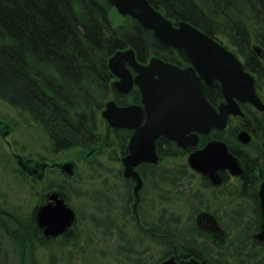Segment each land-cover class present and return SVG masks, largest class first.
<instances>
[{
    "label": "trees",
    "instance_id": "16d2710c",
    "mask_svg": "<svg viewBox=\"0 0 264 264\" xmlns=\"http://www.w3.org/2000/svg\"><path fill=\"white\" fill-rule=\"evenodd\" d=\"M241 1L245 9H251L249 0ZM149 2L173 23L187 22L215 40L224 42L221 38L225 39L226 45L242 58L253 56L248 44L254 36L264 37L263 33L255 35L251 28L252 11H238L239 0H222L221 5L217 0ZM130 48L140 58L157 55L172 59L165 55L164 45L153 32L131 17L121 16L109 0H0V100L42 131L52 153L99 146L103 155L109 148V131L110 138L113 136L118 141V148L122 149L125 132L113 133L103 119L102 111L112 99L119 105L129 104L115 94V77L108 63L116 52ZM235 121L230 120L231 123ZM0 123L6 125L2 120ZM109 168L101 164L98 170L108 172ZM164 175L171 176L169 173ZM81 183L75 180L60 185L52 182L44 192L59 185L73 209L74 201L88 198L92 208L101 209V214L96 215L88 208L92 212L89 218H110L105 210L108 203L116 201L117 207L126 206L130 199L125 190L115 194L110 191V173H96L93 184L99 190L94 191L95 196L89 191H81ZM172 186L173 183L167 180L164 190L170 192ZM104 192L106 196L102 194ZM98 202L102 205L96 204ZM2 215L4 230L16 236L14 242L20 248V264H26L34 214L22 216L3 203ZM117 217H120L119 213ZM167 227L170 235L187 233L183 231L186 228L183 225L172 227L169 224ZM228 227L226 237L215 243L214 249L205 246L203 238L192 242L189 241L192 239L178 238L175 244L179 247L195 245L202 251L207 250L210 255H216L218 264H264V247L252 239L250 226L249 229L241 224ZM190 228L194 235L203 233L195 223ZM79 243L64 241L60 247L79 251ZM168 246L169 243L163 241L162 256L168 252ZM83 252H86L85 248ZM88 254L89 261H95L93 264H127L120 250L110 257H96L90 251Z\"/></svg>",
    "mask_w": 264,
    "mask_h": 264
},
{
    "label": "flooded vegetation",
    "instance_id": "af4514ba",
    "mask_svg": "<svg viewBox=\"0 0 264 264\" xmlns=\"http://www.w3.org/2000/svg\"><path fill=\"white\" fill-rule=\"evenodd\" d=\"M249 1L251 9L247 10L244 8L243 2L239 0L238 11H252V30L255 31V35L257 32L264 34V0ZM180 23H173V25L178 27ZM251 40L248 45L253 56L250 58L240 57L233 48H229L224 42H219L233 52L242 62L244 70L254 77L256 93L264 104V37L256 38L254 36ZM164 52L165 55L172 57V59L166 60L158 56L166 63L180 69L192 67L185 51L164 45ZM154 56L157 55L140 58L137 53V60L142 66H148ZM247 65L250 67L247 68ZM129 68L135 78L136 71ZM116 80L115 77L114 83ZM115 94L122 97L126 103L129 101L128 105H119L112 99L120 107L142 106V94L137 86H134L128 94H121L115 89ZM205 95L216 109L225 102L222 85L218 80H215L211 85L205 84ZM240 107L244 112L243 118L231 117L230 120L235 119L236 121L231 123L229 120L226 129H213L209 134H198L196 146L182 149L176 142L170 141L166 137H160L156 141L158 161L141 163L129 171L126 169L124 159L131 154L129 145L135 131L130 129H122L125 132L122 149L118 148L117 140H110L109 131L107 152L112 166L108 172H101L98 168H94L102 164L99 161L102 151L99 146L87 150L71 149L69 151L74 152V157L64 158L62 162L39 161L33 158L25 160L22 157H17L21 173L46 186L52 182L60 185L63 182L79 181L81 177L79 176L81 173L79 164L83 162L93 173H110V191L115 194L117 191L125 190L130 198L126 206L117 207L116 201L108 203L105 210L110 218H86L83 221L78 218L77 211L66 201L76 213L75 223L60 236L47 237L45 230L38 225V211L40 207L52 202L49 200L50 195L58 193L62 198L64 197L59 185L45 191L43 200L33 211L34 217L31 219L32 227L30 234L28 233L32 240L30 253L52 255L55 252L57 254L66 250L60 247L62 242L79 241V253H82L85 248L93 256L110 257V255H117L120 250L126 258L127 264H164L170 260H174L175 264H189L192 260L200 264H218L216 255H210L207 250L202 251L198 247H194L195 245L179 247L175 241L178 238H186L192 239L189 240L192 242L203 238L204 245L214 249V244L226 237L227 229L223 224L230 226L241 224L247 229L250 226L252 239L264 247V242L256 239L264 226V213L260 198L261 186L264 184V111L257 110L250 104H240ZM241 119L242 121H240ZM145 123L144 121L142 126ZM231 127L235 131H231ZM8 128L9 125L0 123V135L8 133L10 130ZM118 130L120 129L111 128L113 133ZM242 131L248 132L251 136V141L248 144L239 140V134ZM214 142L227 146L229 153L235 158L241 169L236 173H242L241 175H233L230 169L220 168L216 172H208L217 173V178L213 180L209 175L191 168L190 156L204 150ZM69 151L57 153L66 154ZM67 164H71L73 167L74 175L72 177L62 170V167ZM116 164H119V167L115 168ZM126 173H136L138 178L128 176ZM164 173H169L171 176L164 175ZM179 173H185V175L180 177ZM167 180L169 183H173V190L170 192L164 190V183H167ZM96 204H100V202ZM2 206L3 203L0 200V226L3 221ZM89 206L93 213L101 214L99 207L92 208V204ZM118 213L119 218L117 217ZM194 223L199 230L203 231L202 234H193L194 231L190 227ZM169 224L172 227L183 225L184 228L186 227L183 231L187 233L170 235L167 232ZM7 235L12 242L15 241L16 236L9 233ZM2 240V235H0V258L4 253ZM163 241L168 242L170 248L162 256ZM197 246H201V244Z\"/></svg>",
    "mask_w": 264,
    "mask_h": 264
},
{
    "label": "water",
    "instance_id": "95a60500",
    "mask_svg": "<svg viewBox=\"0 0 264 264\" xmlns=\"http://www.w3.org/2000/svg\"><path fill=\"white\" fill-rule=\"evenodd\" d=\"M121 16L138 21L146 30L154 33L164 45L186 52L192 67L180 69L154 56L148 66L137 60L133 48L119 50L109 60L108 67L116 77L115 89L128 94L137 86L142 94V106L120 107L109 101L102 112L103 119L112 129H130L135 134L131 139L130 156L124 159L127 171L141 163H155L156 141L166 137L182 149L198 144V134H209L213 129L227 128L231 117H244L240 104H250L264 111V104L255 89L254 77L244 70L242 62L221 42L215 40L187 22L175 27L167 17L154 8L149 0H109ZM137 75L134 78L130 68ZM218 80L225 102L216 109L205 95V84ZM146 122L142 126L143 122ZM193 134V135H191ZM239 140L248 144L251 136L242 131ZM192 169L217 178L220 168L230 169L233 175H241V169L225 144L214 142L204 150L191 155ZM72 165L62 170L70 177ZM137 177L136 173H126ZM140 186L138 187V189ZM261 207L264 213V184L260 190ZM52 201L40 207L37 220L47 237H57L66 232L76 221V213L58 193L49 196ZM264 242V226L256 236ZM164 264H175L174 260ZM189 264H200L192 260Z\"/></svg>",
    "mask_w": 264,
    "mask_h": 264
},
{
    "label": "rangeland",
    "instance_id": "374dc122",
    "mask_svg": "<svg viewBox=\"0 0 264 264\" xmlns=\"http://www.w3.org/2000/svg\"><path fill=\"white\" fill-rule=\"evenodd\" d=\"M217 2L218 5L223 4L222 0H217ZM221 39L227 44L225 39ZM0 120L6 122L9 125L8 129H10L6 135H0V200L14 211L17 210V213L22 216H27L43 200L46 185L21 173L17 157H22L25 160L33 158L39 161L62 162L64 158H73L75 154L72 151L66 154L52 153L51 145L42 131L31 123L26 122L17 110H14L1 100ZM110 140H115V138L112 136ZM109 160L108 152L99 157V161L102 164L111 167L112 165ZM79 167L81 171L79 181L82 182L80 185L81 191H89L92 193L91 195L95 196L94 191L99 190L96 184H93L96 180V173H93L83 162L79 164ZM114 167H119V164H116ZM94 168H98V166ZM102 194L106 196L105 192ZM86 199L76 200L73 203L78 213V218L82 221L91 215L90 210H88L89 203ZM4 221L3 219L0 226V235H2L4 244V253L1 255L0 262L1 264H20L22 262L20 248L9 239V235L4 230ZM8 225L11 229H14L11 223H8ZM223 225L226 226V229L229 228L228 225ZM27 255L26 264H93L95 262L89 261L90 254L87 251L85 253H78L74 249L62 250L61 253L57 254L54 252L52 255L37 252L31 254L29 251Z\"/></svg>",
    "mask_w": 264,
    "mask_h": 264
}]
</instances>
